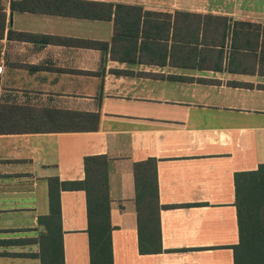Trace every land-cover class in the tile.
I'll list each match as a JSON object with an SVG mask.
<instances>
[{
    "label": "crops",
    "instance_id": "0c3cea01",
    "mask_svg": "<svg viewBox=\"0 0 264 264\" xmlns=\"http://www.w3.org/2000/svg\"><path fill=\"white\" fill-rule=\"evenodd\" d=\"M0 65V264H42L57 186L63 264H90L91 155L108 159L113 264H234V174L264 164V0H0ZM148 158L161 251L142 254Z\"/></svg>",
    "mask_w": 264,
    "mask_h": 264
},
{
    "label": "trees",
    "instance_id": "16d2710c",
    "mask_svg": "<svg viewBox=\"0 0 264 264\" xmlns=\"http://www.w3.org/2000/svg\"><path fill=\"white\" fill-rule=\"evenodd\" d=\"M85 6L72 1L66 5L65 14L103 18L102 3ZM97 6L98 12L93 8ZM0 132H5L0 127ZM85 179L77 186L86 191L88 241L90 264H113L109 219L108 159L105 155H91L83 159ZM136 205L138 212V245L142 254L161 251L159 211L157 199L156 160L148 158L133 164ZM57 181V180H56ZM58 182V181H57ZM235 206L239 242L232 246L234 264H264V164L257 169L234 174ZM51 192V214L47 235L42 238L40 252L42 264H63L58 222L60 218L59 187ZM42 219V217L40 218Z\"/></svg>",
    "mask_w": 264,
    "mask_h": 264
},
{
    "label": "built area",
    "instance_id": "2783aa9c",
    "mask_svg": "<svg viewBox=\"0 0 264 264\" xmlns=\"http://www.w3.org/2000/svg\"><path fill=\"white\" fill-rule=\"evenodd\" d=\"M2 69H3V66H2V65H0V72L2 71Z\"/></svg>",
    "mask_w": 264,
    "mask_h": 264
}]
</instances>
